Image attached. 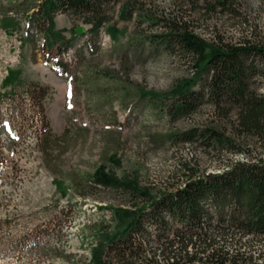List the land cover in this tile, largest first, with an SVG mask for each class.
<instances>
[{
	"label": "rangeland",
	"instance_id": "374dc122",
	"mask_svg": "<svg viewBox=\"0 0 264 264\" xmlns=\"http://www.w3.org/2000/svg\"><path fill=\"white\" fill-rule=\"evenodd\" d=\"M20 1L0 0V264H89L92 223L109 222L110 207L130 206L135 198L95 185L100 165L155 194L181 185L191 171L264 158L255 137L236 136L234 109L222 116L205 103L170 121L141 97L165 93L194 74L192 56L172 40L156 42L161 37L187 29L208 43H264V0L223 7L214 0H119L106 6L107 20L95 32L85 15L58 13L54 30L70 42L60 53L59 42L45 45V34L28 28L24 16L5 14ZM56 57L64 72L54 69ZM8 72L15 80L4 85ZM207 125L236 138L243 150L173 134ZM216 247L264 257V243L250 236H220Z\"/></svg>",
	"mask_w": 264,
	"mask_h": 264
},
{
	"label": "trees",
	"instance_id": "16d2710c",
	"mask_svg": "<svg viewBox=\"0 0 264 264\" xmlns=\"http://www.w3.org/2000/svg\"><path fill=\"white\" fill-rule=\"evenodd\" d=\"M117 1L21 0L11 4L5 14L15 11L24 16L28 28L36 27L45 34V45L59 42L56 49L60 53L70 42L64 44L54 30L58 13L85 15L92 23L90 31L95 32L107 20L106 6ZM214 1L222 7L231 2ZM171 40L192 56L194 74L176 81L165 93L142 92L141 97L155 102L170 121L205 103L222 116L234 109L235 129L239 130L236 136L245 140L242 135H250L264 145V92L258 91L264 83V43H208L187 29L175 30L156 42ZM55 60L54 69L64 72L58 57ZM14 78V73L8 72L2 83L13 84ZM173 134L182 142L201 141L234 152L243 150L236 138L214 125ZM92 177L95 185L125 189L135 198L130 206L110 207L109 222L92 223L95 243L90 248L89 264H259L251 253L216 247V238L251 235L258 240L264 235V158L235 161L217 172L196 175L191 171L181 185L155 194L117 180L103 165Z\"/></svg>",
	"mask_w": 264,
	"mask_h": 264
},
{
	"label": "built area",
	"instance_id": "2783aa9c",
	"mask_svg": "<svg viewBox=\"0 0 264 264\" xmlns=\"http://www.w3.org/2000/svg\"><path fill=\"white\" fill-rule=\"evenodd\" d=\"M252 237L251 235H247V236H245V237ZM244 237V238H245ZM253 241H258V242H263L264 243V235L260 238V239H258V240H253ZM264 256V255H263ZM254 262H257V263H259V264H263L264 263V257L261 259V258H259V259H257V260H254Z\"/></svg>",
	"mask_w": 264,
	"mask_h": 264
},
{
	"label": "water",
	"instance_id": "95a60500",
	"mask_svg": "<svg viewBox=\"0 0 264 264\" xmlns=\"http://www.w3.org/2000/svg\"><path fill=\"white\" fill-rule=\"evenodd\" d=\"M76 31H77V33H82V32H84V29L82 28V27H78L77 29H76Z\"/></svg>",
	"mask_w": 264,
	"mask_h": 264
}]
</instances>
